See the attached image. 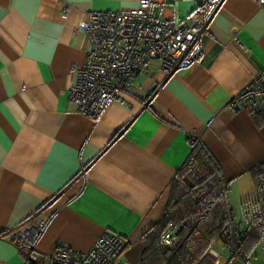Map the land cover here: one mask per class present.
Returning a JSON list of instances; mask_svg holds the SVG:
<instances>
[{"label":"crops","instance_id":"1","mask_svg":"<svg viewBox=\"0 0 264 264\" xmlns=\"http://www.w3.org/2000/svg\"><path fill=\"white\" fill-rule=\"evenodd\" d=\"M150 2L155 17L170 20L210 1ZM139 3L0 0V264L24 263L8 231L34 214L47 222L33 248L40 258L63 247L82 254L108 233L127 244L120 259L138 264L190 134L219 163L244 227L241 204L256 200L251 171L264 161V123L252 114L264 113V101L256 96L258 109L235 114L224 106L250 80L264 86V10L257 0H221L197 61L167 74L150 59L101 113H79L69 90L91 47L80 23ZM219 245L210 252L227 264Z\"/></svg>","mask_w":264,"mask_h":264},{"label":"built area","instance_id":"2","mask_svg":"<svg viewBox=\"0 0 264 264\" xmlns=\"http://www.w3.org/2000/svg\"><path fill=\"white\" fill-rule=\"evenodd\" d=\"M209 1L201 11L188 15L177 13L170 20L155 17L150 10V0H140L138 8L101 11L93 13L90 21L81 22L80 28L90 33L91 47L84 63L75 67L76 78L69 90V99L77 105L78 112L97 116L150 59L156 60L167 74L197 61L202 37L221 0ZM257 3L264 10V0ZM63 10L65 12L66 8ZM256 96L261 97L260 103L264 101V86L254 87L252 79L224 109L229 114H235L242 107L256 110L259 108ZM196 139L194 134L189 135V141ZM46 223L34 214L8 231L25 256L23 264H125L118 261L117 256L122 239L108 233H102L97 246L82 254L57 248L38 259L33 248ZM231 227L235 230L234 223ZM176 230L177 223L171 221L161 234L164 244L172 242ZM229 239L230 244L236 242L233 237ZM235 259L241 264H250L241 252Z\"/></svg>","mask_w":264,"mask_h":264},{"label":"trees","instance_id":"3","mask_svg":"<svg viewBox=\"0 0 264 264\" xmlns=\"http://www.w3.org/2000/svg\"><path fill=\"white\" fill-rule=\"evenodd\" d=\"M252 118L255 125L264 123L262 112ZM251 175L256 200L241 204L245 215L241 227L227 201L228 183L219 163L200 139L190 141V151L170 183L160 219L141 237L144 249L138 264H216L210 250L217 241L227 251V264H233L238 252L249 259L264 238V161ZM171 221L177 223V230L166 245L161 234ZM230 237L236 242L230 244ZM118 261L125 263L120 257Z\"/></svg>","mask_w":264,"mask_h":264},{"label":"rangeland","instance_id":"4","mask_svg":"<svg viewBox=\"0 0 264 264\" xmlns=\"http://www.w3.org/2000/svg\"><path fill=\"white\" fill-rule=\"evenodd\" d=\"M249 258H250L249 260H251L255 264H262L264 262V238L261 241V243H259L255 247L253 255H251ZM218 264H222V263L220 262Z\"/></svg>","mask_w":264,"mask_h":264},{"label":"flooded vegetation","instance_id":"5","mask_svg":"<svg viewBox=\"0 0 264 264\" xmlns=\"http://www.w3.org/2000/svg\"><path fill=\"white\" fill-rule=\"evenodd\" d=\"M122 246H121V248L119 249V251H118V253H117V256H120V254H121V252L124 250V248L126 247V243H125V241H124V239H122Z\"/></svg>","mask_w":264,"mask_h":264},{"label":"water","instance_id":"6","mask_svg":"<svg viewBox=\"0 0 264 264\" xmlns=\"http://www.w3.org/2000/svg\"><path fill=\"white\" fill-rule=\"evenodd\" d=\"M173 73V72H172Z\"/></svg>","mask_w":264,"mask_h":264}]
</instances>
